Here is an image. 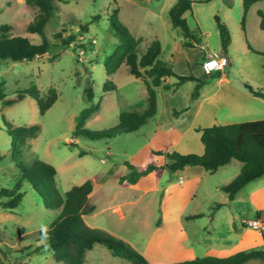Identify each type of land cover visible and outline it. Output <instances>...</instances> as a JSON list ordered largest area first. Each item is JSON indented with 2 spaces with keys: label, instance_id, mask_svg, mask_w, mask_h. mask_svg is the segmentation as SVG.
I'll list each match as a JSON object with an SVG mask.
<instances>
[{
  "label": "rangeland",
  "instance_id": "1",
  "mask_svg": "<svg viewBox=\"0 0 264 264\" xmlns=\"http://www.w3.org/2000/svg\"><path fill=\"white\" fill-rule=\"evenodd\" d=\"M190 1L194 3V21L203 33L202 44L195 48H184L181 32L171 24L169 12L178 0L57 1V11L45 28L46 36L53 43L52 50L31 62H0L3 98L0 102V191L12 189L19 176L12 160L6 122L18 127L39 125L40 131L24 149L22 161L30 165L34 160H41L52 165L57 171L56 186L63 195L72 187L91 181L90 202L96 210L84 217L86 224L123 240L149 264H174L206 256L228 257L238 252L264 250V229L260 232L249 226L257 219V213L264 219V176L244 187L237 199L230 202L221 188L231 182L242 163L232 161L214 175L200 176L194 172L177 175L165 167L164 156L155 154H198L201 144L193 127H207L212 122L211 115L218 110L219 121L224 122L223 111H228L229 104L240 106L246 113L243 117L233 115L232 121L264 118V110L257 117L248 112L253 105L247 103L246 97L252 96L244 87L249 85L255 91L264 92V58L250 52L246 45L248 40L254 49L264 51V31L260 29L258 15L259 10L264 12V0L249 10L246 36L241 27L242 0ZM117 9L120 22L140 40L142 54L159 41L162 47L159 65L167 64L173 69L172 60H180L186 64L188 74L204 78L208 83L194 101H191L194 82L186 83L177 92L161 87L157 93V115L136 132L94 140L76 137L75 118L89 106L84 90L90 81L94 103L100 104V110L86 121V128L92 132L118 130L121 114L134 110L144 113L148 108L147 85L132 76L126 64L111 77L106 75L105 61L119 46L109 21ZM36 14L25 0H0V36L6 28L10 37L21 36L40 44L39 36L26 31ZM215 16L226 24L232 38L228 51L231 65L220 72L226 73L223 82L211 78L215 73L206 74L205 79L202 71L210 54L225 55ZM194 21L190 19L196 29ZM80 25L86 26L88 32L81 34ZM63 30L65 39L75 36L73 44L86 45L87 49H64L53 39V35ZM57 54L59 57L53 61ZM107 80L116 85L115 91L103 92ZM174 82L173 78L165 80L168 85ZM33 85L44 97L51 88L58 94V100L43 117L29 96L11 106H3L4 101L15 99ZM188 107L187 112L173 116L174 110L181 112ZM81 151L86 155L81 157ZM128 163L141 172L150 166L157 170L136 185L120 184L121 177L128 173ZM22 191L25 196L18 208L9 211L0 207V264H62L54 260L39 239V231L49 228L61 210L48 208L42 196L27 182L23 183ZM6 201L0 197V202ZM217 204L225 206L216 209ZM197 215L203 217L188 219ZM85 264L133 263L114 257L102 244H96L87 252Z\"/></svg>",
  "mask_w": 264,
  "mask_h": 264
},
{
  "label": "trees",
  "instance_id": "2",
  "mask_svg": "<svg viewBox=\"0 0 264 264\" xmlns=\"http://www.w3.org/2000/svg\"><path fill=\"white\" fill-rule=\"evenodd\" d=\"M59 0H25V4L34 9L37 14L34 20L26 28L28 34L37 35L41 38L40 44H33L29 39L21 36L10 37L3 29L0 36V62H31L37 57L48 54L53 43L46 36L45 28L54 13L57 11L55 3ZM261 0H242L243 18L241 27L246 36L245 23L251 7ZM193 2L190 0H178L171 8L169 17L172 26L178 29L183 37L184 48H195L202 44L203 33L194 21ZM119 10H115L111 15L110 27L119 41L118 48L113 56L107 57L105 61L106 75L111 77L123 64L129 68V73L137 79H142L147 85L148 108L144 113L136 110L125 112L120 115V128L118 130L92 132L86 128V121L100 110V104L94 103V89L91 81L89 87L84 90L85 101L89 104L75 118L74 135L76 137H86L89 139H100L111 137L119 133H133L147 120L157 114L158 90L163 87L165 91L177 92L180 87L188 82L195 83V90L191 96V101L200 97L201 89L208 83L207 80L200 79L194 75H180L167 64H158L162 53L159 41H155L145 53H141L140 40L136 39L130 30L118 19ZM260 29L264 31V12L259 10ZM194 21L196 29L190 23ZM95 20H98L96 18ZM216 23L221 50L227 54L232 43L231 33L219 16L214 17ZM63 30L53 35L54 41L61 43L64 49L75 47L87 49L86 45L73 42L75 36L64 38ZM79 32L87 33L86 26L80 25ZM247 48L250 52L264 58V51L254 49L248 40ZM59 57L57 54L53 61ZM221 73L217 72L212 79H220ZM173 78L172 84H166L165 80ZM150 79V81H148ZM245 89L253 96L264 100L263 91H255L251 86L245 85ZM116 85L107 80L103 86V92L115 91ZM26 96L34 99L39 108V114L43 117L47 111L58 100L56 89L51 88L46 97L42 96L37 86H31L25 93L18 94L15 99L6 100L3 106H11L22 101ZM3 98L0 96V102ZM190 107L181 112L173 111V116L177 117L187 112ZM6 128L11 138L12 160L16 163L19 176L12 189L6 188L0 191V197L6 202H0V207L4 210L12 211L20 206L25 193L22 191L23 183L30 184L32 189L39 193L44 199L45 205L51 209H60L61 212L54 222L47 229L39 231V239L44 242L43 246L52 253L54 260L62 264H85L87 252L92 250L96 244H102L114 257L127 260L133 264H149L148 260L136 251L129 244L114 235L100 229L90 228L84 217L92 214L96 206L91 204L90 197L93 193V184L86 181L82 185L74 186L64 195L60 193L56 186V169L41 160H34L30 165L22 161L25 148L30 146V142L35 139L40 131L39 125L14 126L6 122ZM195 132L200 134V142L204 147L203 154L179 152L161 153L156 155L164 156L167 159L166 168L176 173L186 167H202L208 174L214 175L217 171L229 165L232 161L242 163L239 175L221 190L227 195L231 202L236 195L248 184L264 176V120L240 122L234 124H214L206 128H197ZM86 155L81 151L80 156ZM128 173L121 177L120 184L136 185L141 178L157 170L150 166L144 171H139L135 166L127 164ZM47 200V201H46ZM223 205L217 204L216 209ZM203 217L197 215L188 217L196 219ZM257 218H261V213H257ZM251 261H260L264 264V250H251L238 252L228 257L206 256L194 260L178 262L174 264H247Z\"/></svg>",
  "mask_w": 264,
  "mask_h": 264
},
{
  "label": "crops",
  "instance_id": "3",
  "mask_svg": "<svg viewBox=\"0 0 264 264\" xmlns=\"http://www.w3.org/2000/svg\"><path fill=\"white\" fill-rule=\"evenodd\" d=\"M226 55V57L228 58V53L227 54H225ZM229 59V58H228ZM171 63H173V64H171L172 65V67H173V69H174V71L176 72V73H178V74H180V75H194V74H188L187 73V68H186V64L185 63H182L180 60L178 61V62H176V60L175 59H173L172 60V62ZM179 63V64H178ZM176 64H178V66H177V69H175L174 67H176L175 65ZM231 64H230V59H229V65L228 66H230ZM227 70V69H226ZM177 71H179V72H177ZM203 72H204V74H205V79H207V76H206V74L207 75H211V74H209V73H206L205 71H204V69L202 70ZM213 74V73H212ZM195 76V75H194ZM196 77H198V78H200V79H204V78H201V77H199V76H196ZM226 79V73H223V74H221V77H220V79H218V81L219 82H223L224 80ZM252 96V95H251ZM157 99H158V97H157ZM246 99H247V103L248 104H252L253 106H252V108L249 110L248 109V112H250L253 116L252 117H254V116H256L257 117V115H259V113H262L263 112V110H264V101L262 100V99H259V98H256V97H246ZM229 104V103H228ZM232 105V104H231ZM158 108H159V101L157 102V113H158ZM245 110H242L241 109V107L240 106H230V104H229V108H228V111H223V114H224V119L225 120H223L224 122H220L219 121V115H218V113H219V110L218 111H216L214 114H212L211 115V118H210V122H211V124H207L206 126L207 127H210V126H212V125H214V124H216V123H219L220 125H226V124H234V123H240V122H236V121H232L231 119L233 118V115H235V116H240L241 115V117H243V115H246V113L244 112ZM157 115V114H156ZM230 116H232V117H230ZM252 119H255V120H264V118H260V116H258L257 118H252ZM255 120H251V121H255ZM247 122V121H246ZM195 128H206L205 126H194L193 127V132L194 133H196L195 131H194V129ZM197 135H198V138L200 139V134H198V133H196ZM200 144H201V146L198 148V151H197V153L198 154H203V152H204V147H203V145H202V143L200 142ZM231 164V163H230ZM229 164V165H230ZM228 166V165H227ZM227 166H225V167H227ZM225 167H222V168H225ZM241 168H242V166L239 168V170H238V172H237V174H235V176H234V178L231 180V182L239 175V173H240V171H241ZM221 169V168H220ZM219 171V170H218ZM217 171V172H218ZM197 173L198 175H200V176H205V174L207 173L202 167H186L184 170H182V171H178V172H176L175 174H177V175H185V174H189V173ZM190 177H188V179H189ZM183 178H181V180H182ZM182 183H185V181H184V179L182 180ZM224 186H226V185H224ZM223 187V186H222ZM241 192V191H240ZM239 192V193H240ZM239 193L236 195V197H235V199L234 200H236L237 199V197H238V195H239ZM233 200V201H234ZM222 205H224V204H222ZM225 206V205H224ZM261 217H262V219H263V215L261 214ZM264 220V219H263ZM241 240H243V239H241Z\"/></svg>",
  "mask_w": 264,
  "mask_h": 264
},
{
  "label": "built area",
  "instance_id": "4",
  "mask_svg": "<svg viewBox=\"0 0 264 264\" xmlns=\"http://www.w3.org/2000/svg\"><path fill=\"white\" fill-rule=\"evenodd\" d=\"M229 65V59L225 55L210 54L208 59L203 64V69L206 73L212 74L224 71ZM182 182V181H181ZM249 226L257 231H263L264 222L260 218L249 223Z\"/></svg>",
  "mask_w": 264,
  "mask_h": 264
}]
</instances>
